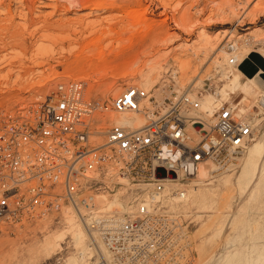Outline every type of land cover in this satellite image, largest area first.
Returning <instances> with one entry per match:
<instances>
[{
	"label": "rangeland",
	"instance_id": "rangeland-1",
	"mask_svg": "<svg viewBox=\"0 0 264 264\" xmlns=\"http://www.w3.org/2000/svg\"><path fill=\"white\" fill-rule=\"evenodd\" d=\"M23 2L0 0V135L68 81H83L86 99L104 105L130 86L152 102L190 89L203 95L204 109L233 105L253 120L249 149L220 173L210 162L191 172L176 185L188 199L174 209L188 227L194 264H264V69L250 56L264 58V0H35L34 10ZM64 23L87 29L68 36L59 29ZM5 25L26 34L10 37ZM231 44L246 57L238 69L228 64ZM104 111L93 114L96 129L115 123L98 119L112 110ZM124 191V205L136 204V190ZM79 221L68 207L0 220V264L95 263L105 250Z\"/></svg>",
	"mask_w": 264,
	"mask_h": 264
},
{
	"label": "built area",
	"instance_id": "built-area-1",
	"mask_svg": "<svg viewBox=\"0 0 264 264\" xmlns=\"http://www.w3.org/2000/svg\"><path fill=\"white\" fill-rule=\"evenodd\" d=\"M84 91L83 81L59 83L29 117L3 129L0 220L68 207L105 250L92 264H194L188 227L174 209L188 194L176 185L204 163L214 173L236 163L254 138L252 118L230 104L204 109L203 95L190 89L152 102L130 86L111 105ZM102 108L145 120L99 130L93 114ZM131 186L136 204L128 207L122 197Z\"/></svg>",
	"mask_w": 264,
	"mask_h": 264
},
{
	"label": "bare ground",
	"instance_id": "bare-ground-1",
	"mask_svg": "<svg viewBox=\"0 0 264 264\" xmlns=\"http://www.w3.org/2000/svg\"><path fill=\"white\" fill-rule=\"evenodd\" d=\"M22 1H24L23 2V4L24 5H26V8H28L29 10H30V8L32 9L33 7H31L33 4H35L34 3V1L35 0H22ZM37 1V0H36ZM74 1H76V0H74ZM130 7V6H129ZM27 9V10H28ZM33 10H34V8H33ZM32 10V11H33ZM10 11L12 12V9H11V7H10ZM11 12H10V14H11ZM9 13V12H8ZM29 14H30V12H28ZM27 13V15L29 16V14ZM26 15V16H27ZM31 16H33V15H31ZM30 16V17H31ZM28 19V18H27ZM30 19V18H29ZM34 23H36L35 21H34V19H33V17H32V19H30L29 20V22H28V26L27 27H25L26 28V30L27 29H29V27L30 26H32V25H34ZM25 25H27V24H25ZM47 25H49V24H47ZM53 25V24H52ZM45 26V25H44ZM51 26V25H50ZM73 26V25H72ZM43 26H41V28H42ZM48 27V26H47ZM46 27V28H47ZM58 27V26H57ZM60 28V31L62 32V33H68V36H70L71 34V29H73L74 27H71V24H67V23H64V24H62V25H60L59 26ZM80 27V28H79ZM2 28H4L6 31H7V35L8 36H10V37H14V38H16L17 36H19V34L21 33V34H26V31H24V29H22L21 31L22 32H17L15 29L13 30V31H10V29L12 28V25H9V27L7 26V25H5L4 27H2ZM40 28V27H39ZM43 28H45V27H43ZM45 28V29H46ZM51 28H52V26H51ZM81 28H83L82 26H78V27H75L74 29H73V31H72V34H76V33H82V32H84L87 28H85V30H82ZM3 29V30H4ZM44 29V30H45ZM47 29H50L49 27L47 28ZM2 31V30H1ZM5 31V32H6ZM40 31H42V30H40V29H36L35 30V33H37V32H40ZM74 32V33H73ZM35 33H32L33 34V36H34V34ZM20 34V35H21ZM38 34V33H37ZM104 34H105V32H104ZM119 34H120V32L118 31V30H116V29H111V31H110V37L111 38H116V37H118L119 36ZM67 36V37H68ZM32 37V36H31ZM68 38H61L60 40L62 41V40H67ZM70 40V39H69ZM57 42H59V39H56L55 40V43H57ZM24 43V42H23ZM236 47V48H235ZM241 47H240V45H234V49H232V47H229V55L231 54V56H230V58H229V61H228V64H229V66H233L231 63H230V59L232 58V57H236L237 58V61H238V63H237V65L236 66H234L235 67V69H238V66L239 65H242L243 63H245L246 62V57H242V53H241ZM247 55H248V53H247ZM260 73H264V71H261ZM236 74V76L237 77H240V75H241V73L239 72V73H235ZM235 82H236V79L234 80ZM141 89V88H140ZM86 90V89H85ZM143 90V89H142ZM144 91V90H143ZM86 94V93H85ZM149 95V94H148ZM159 100V99H158ZM204 100V99H203ZM203 102V101H202ZM112 104V103H111ZM146 104V103H145ZM204 104H205V102H203V104H202V106H203V108H204ZM106 105H108V104H106ZM103 110H105L104 112H106V111H108V110H110V109H108V108H102V111ZM98 111H101V109H99V110H97L95 113L97 114V112ZM113 111H111L110 113H107V114H101V115H99V117L100 118H98V119H103V120H106V119H111V120H115V122H117V123H130V125H132V126H134V127H136V126H139V125H141V124H143V120L145 119H140V117H139V119H138V117L134 120L133 119V117L131 116V117H128V116H126L127 114L126 113H116V112H113ZM99 113V112H98ZM132 113V112H131ZM244 113V112H243ZM136 115V114H135ZM96 116V115H95ZM94 118V117H93ZM93 121H97V119L96 118H94L93 119ZM104 122V121H103ZM103 122L101 123V124H103ZM100 124V125H101ZM98 127V126H97ZM96 128V127H95ZM250 147V146H249ZM249 147H248V149H249ZM242 157H244V156H242ZM209 163V162H208ZM238 163V162H237ZM212 164V163H211ZM210 165V164H209ZM213 165V164H212ZM204 166V165H203ZM206 167V166H205ZM215 168V167H214ZM201 168H199V170H200ZM203 169V168H202ZM206 172V170L205 171H203V173H205ZM184 188V187H183ZM186 189V188H185ZM189 194V193H188ZM118 196V195H117ZM188 199V196H187V198H186V200ZM80 222V221H79ZM85 229H86V227H85ZM87 230V229H86ZM88 232V231H87ZM89 234V233H88ZM90 235V234H89ZM90 237H92V235H90ZM92 241V240H91ZM100 246V245H99ZM103 247V246H102ZM96 248L98 249L99 247L98 246H96ZM98 250H100V249H98ZM97 250V251H98ZM98 252H100V251H98ZM102 253V252H101ZM104 253V252H103ZM105 254V253H104ZM84 256H85V253L84 252H82V257L81 258H79L81 261L84 259ZM84 261V260H83ZM79 262V261H78ZM72 264H77V262H74V263H72Z\"/></svg>",
	"mask_w": 264,
	"mask_h": 264
},
{
	"label": "water",
	"instance_id": "water-1",
	"mask_svg": "<svg viewBox=\"0 0 264 264\" xmlns=\"http://www.w3.org/2000/svg\"><path fill=\"white\" fill-rule=\"evenodd\" d=\"M250 56L264 69V58L260 54L252 53ZM251 76H253V74ZM263 77H264V74H263Z\"/></svg>",
	"mask_w": 264,
	"mask_h": 264
}]
</instances>
